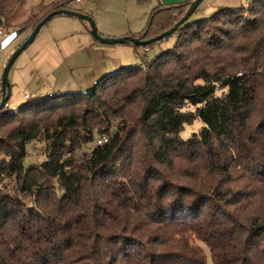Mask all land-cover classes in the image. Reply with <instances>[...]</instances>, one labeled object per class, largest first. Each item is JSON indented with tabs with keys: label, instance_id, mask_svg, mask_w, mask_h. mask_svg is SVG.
<instances>
[{
	"label": "trees",
	"instance_id": "16d2710c",
	"mask_svg": "<svg viewBox=\"0 0 264 264\" xmlns=\"http://www.w3.org/2000/svg\"><path fill=\"white\" fill-rule=\"evenodd\" d=\"M193 1L159 5L135 38L170 30ZM70 2L38 8L18 34L75 11ZM22 3L0 0V29ZM253 5L260 19L223 38L207 37L208 25L244 7L187 21L172 49L89 91L0 111V130L15 125L0 138V264H207L198 242L213 264H264V73L255 78L246 60L264 37V0ZM196 120L199 138L185 141ZM96 134L108 143L83 152ZM33 142L45 144L46 160L26 168ZM150 163L181 181L156 187Z\"/></svg>",
	"mask_w": 264,
	"mask_h": 264
},
{
	"label": "rangeland",
	"instance_id": "374dc122",
	"mask_svg": "<svg viewBox=\"0 0 264 264\" xmlns=\"http://www.w3.org/2000/svg\"><path fill=\"white\" fill-rule=\"evenodd\" d=\"M189 1L81 0L76 2V0H71L70 8L90 16L99 33L104 37L118 39L126 36L137 37L143 33L148 26L152 12L159 5L169 8ZM242 7L245 10L238 12L233 17H225L219 23L208 25L207 37L223 38L227 33H234L238 25L239 27L250 25L255 20L260 19L261 14L257 15V12L260 13V6L253 5V0H204L198 10L190 17L188 23L210 18L220 9ZM230 20H233L235 25H231ZM24 22L17 21L14 23L13 20L9 22L8 28L1 30L4 33L13 31L18 33V28ZM194 30L196 29L189 31V33ZM27 37L26 35L18 38L7 46L5 52L0 53V90H2V76L7 63L15 50L27 40ZM1 38L2 36H0ZM176 42L177 34L147 46L104 44L94 38L87 22L75 17L57 16L42 28L34 43L18 57L12 66L8 76L10 98L6 110L14 111L27 103L28 98L32 100L45 98L51 92L58 94L89 91L104 77L113 75L123 68L148 65L161 53L172 49ZM244 42L241 40L237 44L244 45ZM254 43L256 45L251 49L252 51L246 60L252 73L256 74V78L264 73V37L255 36ZM1 48L2 44H0V51ZM217 94H223L221 87L218 88ZM138 115L139 113L134 109L131 116ZM122 126L135 128L137 125L128 120V123ZM203 126L201 121L196 120L192 124L186 125L180 136L185 141L198 139ZM14 127L15 125H12L6 130H0V138L3 137V132L10 131ZM99 138L96 134L92 143L83 146V152L95 146ZM27 150L29 155L24 162L26 168L46 160L44 143H30ZM121 162L124 163V160ZM122 163H119L118 167ZM179 163L183 165L182 161ZM150 166L151 169H149L148 174L162 177L161 181L155 183L156 187L160 186L164 180H171L170 178L181 181L180 175L173 174L168 168L165 169L152 163ZM198 244L207 255V264H213L209 248L202 242H198Z\"/></svg>",
	"mask_w": 264,
	"mask_h": 264
},
{
	"label": "water",
	"instance_id": "95a60500",
	"mask_svg": "<svg viewBox=\"0 0 264 264\" xmlns=\"http://www.w3.org/2000/svg\"><path fill=\"white\" fill-rule=\"evenodd\" d=\"M203 1L204 0H194L190 4V6L188 7V10H187L186 14L184 15V17L173 28H171L170 30L164 32L163 34H161L155 38L147 39V40H142L140 38H135V37H131V36H126V37H122V38H118V39L104 37L102 34L99 33L94 20L90 16L84 15V14L77 12V11L59 10V11H55V12L51 13L40 24L37 25V27L31 32V34L27 38V40L20 47H18L15 50V52L11 56L9 62L7 63V65L4 69L3 76H2V90L1 91H2V95H3V99L1 100V103H0V111L7 105V102L10 98V84H9L8 76H9V73H10L12 66L14 65V63L16 62L18 57L32 43H34V41L36 40V38H37L38 34L40 33V31L42 30V28L46 24H48L53 18H55L57 16H63L64 15V16L79 18V19L87 22L90 25L91 34L94 36V38L96 40L100 41L101 43H104V44H109V45L132 44L134 46H147V45L153 44L157 41H160V40H162L168 36H171L181 25L185 24L190 19V17L196 12V10L199 8V6L202 4Z\"/></svg>",
	"mask_w": 264,
	"mask_h": 264
},
{
	"label": "crops",
	"instance_id": "0c3cea01",
	"mask_svg": "<svg viewBox=\"0 0 264 264\" xmlns=\"http://www.w3.org/2000/svg\"><path fill=\"white\" fill-rule=\"evenodd\" d=\"M63 1L66 0H23V3L17 13V16L14 19V23L17 21H26L40 7L48 6L53 3L63 2ZM6 33H9L10 35L6 39H2V38L0 39V44H2V48H1L2 50L0 51V53L3 52L4 48H7L8 45L16 41L18 38H21L26 35L29 37L31 34L30 31L23 32L22 34H18L17 32L14 31L6 32Z\"/></svg>",
	"mask_w": 264,
	"mask_h": 264
},
{
	"label": "built area",
	"instance_id": "2783aa9c",
	"mask_svg": "<svg viewBox=\"0 0 264 264\" xmlns=\"http://www.w3.org/2000/svg\"><path fill=\"white\" fill-rule=\"evenodd\" d=\"M79 1H81V0H76V2H79ZM9 33H4V31H2L1 29H0V36H2V39H6L7 37H9ZM6 50V48H4V50L3 51H5ZM54 94L53 93H51L49 96H53ZM108 141H109V138L107 137V136H102V137H100L98 140H97V145H104V144H106V143H108Z\"/></svg>",
	"mask_w": 264,
	"mask_h": 264
}]
</instances>
